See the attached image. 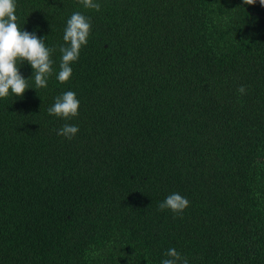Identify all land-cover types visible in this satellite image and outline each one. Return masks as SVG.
Instances as JSON below:
<instances>
[{
  "label": "trees",
  "instance_id": "16d2710c",
  "mask_svg": "<svg viewBox=\"0 0 264 264\" xmlns=\"http://www.w3.org/2000/svg\"><path fill=\"white\" fill-rule=\"evenodd\" d=\"M97 2L16 0L54 50L47 87L0 98V264H264V5ZM77 11L91 31L59 82ZM67 90L78 116L49 115ZM172 192L182 213L159 208Z\"/></svg>",
  "mask_w": 264,
  "mask_h": 264
},
{
  "label": "clouds",
  "instance_id": "9594fccd",
  "mask_svg": "<svg viewBox=\"0 0 264 264\" xmlns=\"http://www.w3.org/2000/svg\"><path fill=\"white\" fill-rule=\"evenodd\" d=\"M245 2V0H244ZM255 0H247L248 4ZM264 5V0H259ZM85 8L100 10V3L97 0H83ZM16 0H0V98L14 97L23 98L26 89L47 87V77L52 72V60L50 58L54 49L46 47L47 36L38 35L40 26L36 25L31 32L21 29L17 24ZM91 31V18L81 12H73L66 21L63 33L65 42L59 48L61 53L59 71L56 79L65 82L72 75V63L77 61L82 46L88 42ZM27 61L33 69L34 87H29L28 79L25 78L17 66V61ZM238 91L244 92L240 86ZM80 100L72 90L62 92L55 97L54 103L47 109L49 115L69 119L78 116ZM79 132L76 124H64L57 132L68 139L73 138ZM189 206L187 197L179 192H172L160 202L161 210L168 209L173 213H182ZM160 264H189L187 257H184L175 248H168L165 257Z\"/></svg>",
  "mask_w": 264,
  "mask_h": 264
}]
</instances>
